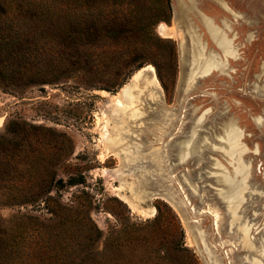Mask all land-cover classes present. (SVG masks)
Wrapping results in <instances>:
<instances>
[{"label":"rangeland","instance_id":"374dc122","mask_svg":"<svg viewBox=\"0 0 264 264\" xmlns=\"http://www.w3.org/2000/svg\"><path fill=\"white\" fill-rule=\"evenodd\" d=\"M169 1L171 20L156 29L165 40L148 44L136 33L123 44L103 40L100 27L91 42L74 44L70 31L87 26L72 22L84 18L81 0H10L0 7L7 53L30 56L26 68L44 73L36 84H10L1 69L10 64L0 59V133L9 123L61 135L57 175L82 184L53 193V204L89 214L104 237L120 223L140 224L145 242L126 254L134 264H188L189 253L173 249L181 242L196 264H264V0ZM177 2L182 23L186 6L194 5L188 18L211 51L204 54L218 63L205 78L183 77ZM135 57L142 67L115 86ZM194 143L197 150L187 155ZM223 174L238 183L226 201ZM143 176L178 207L164 198L136 205L130 188ZM17 213L50 217L42 202L0 209L4 218Z\"/></svg>","mask_w":264,"mask_h":264},{"label":"trees","instance_id":"16d2710c","mask_svg":"<svg viewBox=\"0 0 264 264\" xmlns=\"http://www.w3.org/2000/svg\"><path fill=\"white\" fill-rule=\"evenodd\" d=\"M9 1L0 0V7H8ZM80 9L84 18L74 17L72 22L78 27L87 26L84 31L81 28L76 33L70 31L69 38L74 44L83 39L91 42L92 32L98 27L104 31L103 40L119 44L126 41L124 36L129 33L138 34L141 44L163 42L165 39L156 29L159 24L171 20L169 0H81ZM118 23L125 24L124 32L115 30L122 27ZM10 48L11 44L0 40L1 62L10 64L1 67L7 70V76L2 77L10 84L24 80L31 85L42 82L36 78L44 73L26 68L31 57L7 53ZM137 59L135 57L131 66L126 65L118 71L115 86L122 85L133 71L142 67L143 63H138ZM4 127L0 133V209L42 202L50 217L40 220L17 213L4 218L0 214V264H134L132 257L126 254L135 245L145 242L140 224L120 223L104 237L89 214L72 206L59 209L53 204L57 203L53 193L58 196L62 187L82 184L73 176L63 181L57 175L54 161L62 156L57 151V138L61 135L27 124L11 129L9 123H5ZM32 142L38 148L33 149ZM170 212L176 220V215ZM156 221L158 217L149 223ZM178 230L183 241V232ZM102 239L104 242L100 246ZM173 249L189 253L188 264H196L193 254L182 242ZM166 259V256L158 258L160 261Z\"/></svg>","mask_w":264,"mask_h":264},{"label":"water","instance_id":"95a60500","mask_svg":"<svg viewBox=\"0 0 264 264\" xmlns=\"http://www.w3.org/2000/svg\"><path fill=\"white\" fill-rule=\"evenodd\" d=\"M192 5H193L192 3L190 4V6L185 5L187 8V11L185 12V22L182 23L181 21L174 18L177 29L181 30L182 34H183L181 46H184L187 50L186 62H185V64H182V69L185 72V77L187 75L194 74L193 73L194 71L191 72V70H190L191 64L194 63V60L192 57V53L194 50H196L197 48L204 47L205 52H207V53L211 52V51H207L205 43L201 41V36L197 33V28L193 26V24L191 23V21L188 18V12H192L194 10V5H193V8L191 10L188 9V8H191ZM191 36H193V37L197 36V39H198V41H200V44H201L200 47L193 45L192 40H191V38H192ZM210 73H212V72L210 71V72L195 73V75H193V77H191L190 80H195L196 78H205ZM145 77H146V74L142 73L139 77L140 81L143 80ZM189 142L191 143V140ZM191 144L193 145V143H191ZM197 147H198V145H196L194 143V148L192 150L188 151L187 155L195 152L197 150ZM220 182L223 183V185H224V189L221 192V196L226 201V198L230 194L231 190L234 189V187L237 186L238 183L235 180V178L230 176L229 174L221 175ZM130 198L134 201V203H136V205H138L139 203L146 204L149 201H151L152 199L164 198L167 202L175 203L177 206V201L170 194L160 193V192L152 189L150 184H149V179L147 177H144V176L142 178H140L136 184L131 186ZM229 202H231V201H229Z\"/></svg>","mask_w":264,"mask_h":264},{"label":"bare ground","instance_id":"6f19581e","mask_svg":"<svg viewBox=\"0 0 264 264\" xmlns=\"http://www.w3.org/2000/svg\"><path fill=\"white\" fill-rule=\"evenodd\" d=\"M179 6H180V3H176L175 5H174V8H175V10H176V17L175 18H177L178 20H181V18L179 19L178 18V16H181L180 15V12L181 11H179ZM181 37H182V35H181ZM195 38V37H194ZM194 38L193 39H191L192 40V43H193V45H195V46H197V47H200V43L199 42H195V40H194ZM196 39V38H195ZM217 39H218V42L220 43V44H222V48H223V50H224V52H228L229 51V49H230V45H229V43H228V41L226 40V38L222 35V34H220L219 32H218V36H217ZM181 42L182 41H180V44H179V47H180V53H181V64H185V62H186V54H187V50H186V48L184 47V46H181ZM204 53H206L205 52V50H204V47H201V48H197L196 50H194L193 51V53H192V57H193V60H196L198 63H197V65H195V66H193L192 64H191V66H190V70H191V72H193L194 74H190V75H187L186 76V79H187V81L188 80H190L191 79V77H193V75H195V73H200V72H209L212 68H218V63H216L213 59H211L210 57H208V56H206V54H204ZM183 73V72H182ZM184 76V75H183ZM185 77V76H184ZM196 77V76H195ZM194 77V78H195ZM232 124V123H231ZM232 125H234V124H232ZM231 125V127H230V132L231 133H233L235 130H234V126H232ZM185 152H187V151H185Z\"/></svg>","mask_w":264,"mask_h":264}]
</instances>
